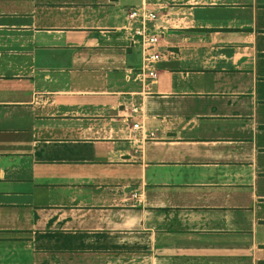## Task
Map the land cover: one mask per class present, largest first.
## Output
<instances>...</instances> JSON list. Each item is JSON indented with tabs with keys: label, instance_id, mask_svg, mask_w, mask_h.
<instances>
[{
	"label": "crops",
	"instance_id": "obj_1",
	"mask_svg": "<svg viewBox=\"0 0 264 264\" xmlns=\"http://www.w3.org/2000/svg\"><path fill=\"white\" fill-rule=\"evenodd\" d=\"M0 264H264V0H0Z\"/></svg>",
	"mask_w": 264,
	"mask_h": 264
},
{
	"label": "built area",
	"instance_id": "obj_2",
	"mask_svg": "<svg viewBox=\"0 0 264 264\" xmlns=\"http://www.w3.org/2000/svg\"><path fill=\"white\" fill-rule=\"evenodd\" d=\"M156 18L154 11L148 7H132L127 11V22L135 36L139 37L140 43L147 50L146 59L151 63L150 67L141 68L139 72L146 79L153 81L156 78V70L152 66L159 59V53L154 50L158 43V37L149 31V23ZM137 127V124L133 125ZM153 134L150 133V136Z\"/></svg>",
	"mask_w": 264,
	"mask_h": 264
}]
</instances>
